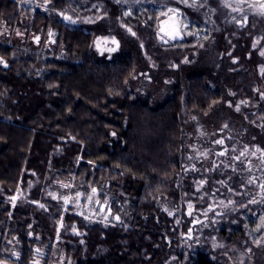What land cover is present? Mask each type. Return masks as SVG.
<instances>
[{
	"label": "trees",
	"instance_id": "1",
	"mask_svg": "<svg viewBox=\"0 0 264 264\" xmlns=\"http://www.w3.org/2000/svg\"><path fill=\"white\" fill-rule=\"evenodd\" d=\"M25 1L0 0V18L15 23L24 14L54 26L62 53L35 68L0 44V264H227L239 253L264 264V236L251 238L243 217L250 180L232 140L228 165L212 169H191L185 144L190 130L230 115L243 130L237 150L264 149L263 59L253 45L264 42V8L251 0H47L30 12ZM72 5L92 19L64 21ZM167 8L182 13L191 33L160 37L158 13ZM104 35L119 41L109 56L95 48ZM139 71L168 93L156 100L133 89ZM214 194L236 206L191 249L186 205L205 208ZM76 195H96L118 219L87 221Z\"/></svg>",
	"mask_w": 264,
	"mask_h": 264
},
{
	"label": "rangeland",
	"instance_id": "2",
	"mask_svg": "<svg viewBox=\"0 0 264 264\" xmlns=\"http://www.w3.org/2000/svg\"><path fill=\"white\" fill-rule=\"evenodd\" d=\"M251 1L257 4L256 7L260 9L264 8V0ZM72 3H74V1ZM22 4L26 8H29L30 12H33L36 7L40 10H45L47 0H26ZM95 4L99 5V2L95 1ZM129 12V9L124 10L125 14ZM81 13H84L82 9L72 5V9L61 14V17L64 21L72 23L92 19L90 16H84V14ZM158 15L162 16L158 23V32L162 39L173 40L181 38L191 33L193 29L186 20L182 19V13L177 8H167L164 11H159ZM193 31L196 33L199 32V30ZM0 44L12 46L15 48L16 54L35 60V68L40 62L57 57L62 49V45L58 42L57 30L54 26H36L31 22V17H27L24 14H20L15 23H10L0 18ZM253 45L259 47V53L263 59L259 66L258 74L261 76L259 86L260 94L264 96V42L262 40H255ZM118 46L119 41L115 35L98 36L95 39V48L100 54L109 56L118 49ZM132 87L133 89H139L145 93L151 94L156 100H159L167 94L169 89L164 83H156L150 72L144 73V71H139L137 81L132 83ZM239 131L240 125L238 126L236 118L230 117V115L221 118L216 127L211 126L203 129L194 128L190 130L186 136V153L190 160L189 166L191 169L199 170L200 166H198V164L203 165V163H207V167L211 169L221 165L220 162L228 165L224 156L226 148L228 147L227 140H232L234 144L232 150H236L234 151V154H236L234 157L243 164L240 168L245 171L247 180H250L248 184H242L243 187L247 189L246 191H251L250 198L248 197L249 201L247 202L248 204L250 203L251 207H247V215L243 217L246 220V225L248 222V234H250L251 238L258 240L261 236H264V211L261 208L259 209L260 204L264 201V149L254 145L249 148L247 144L242 147V149L237 150V138L243 135V130L241 131L242 133ZM233 170L236 171L237 169ZM201 177L202 176H200V178ZM201 180L204 181V178ZM226 180L224 179L220 185L226 186V190L230 192L237 195L241 194L240 190L235 191L234 188H231L229 184L226 183ZM201 184H203V182L197 183L196 188L200 189ZM78 189H73L74 194L78 192ZM56 195L59 196L60 200L63 199L68 202L66 197L68 194L66 195L64 192H58ZM16 196H21V193H17ZM76 196L77 201L81 205L80 212L87 221L106 224L113 219H118L117 214L110 210L107 202L97 198L96 195H92V197L82 196L81 198H79L78 195ZM224 197L226 198L227 196L224 194ZM224 197L221 198L215 194L214 196L210 195L208 197L210 200L208 206L202 209L194 208L193 203H188L186 205L184 215L188 219V224L187 230L184 232V242L189 248H195L198 244V239L205 236L207 231L211 232L213 227L219 228V223L227 219L224 209L236 206V203H230L231 200L226 201ZM88 198H90L89 202H87ZM125 202L129 203L128 201ZM101 205H103L102 210L100 209ZM107 209H109V213H107ZM125 210L126 209H124V211ZM100 213H107L108 215L105 216ZM125 214L126 217L129 216L128 211H126ZM178 220L179 218L177 216L176 221ZM12 238V236H9L7 242L11 243L13 241ZM210 238L211 244L215 246L219 240L217 235L211 233ZM54 257L56 263H60L66 259L61 247L56 246ZM227 264H248V261L243 253H239L235 256L228 255Z\"/></svg>",
	"mask_w": 264,
	"mask_h": 264
},
{
	"label": "flooded vegetation",
	"instance_id": "3",
	"mask_svg": "<svg viewBox=\"0 0 264 264\" xmlns=\"http://www.w3.org/2000/svg\"><path fill=\"white\" fill-rule=\"evenodd\" d=\"M100 209L102 210L101 206H100ZM107 213H109V209H107Z\"/></svg>",
	"mask_w": 264,
	"mask_h": 264
},
{
	"label": "water",
	"instance_id": "4",
	"mask_svg": "<svg viewBox=\"0 0 264 264\" xmlns=\"http://www.w3.org/2000/svg\"><path fill=\"white\" fill-rule=\"evenodd\" d=\"M101 208H103V205H101Z\"/></svg>",
	"mask_w": 264,
	"mask_h": 264
}]
</instances>
